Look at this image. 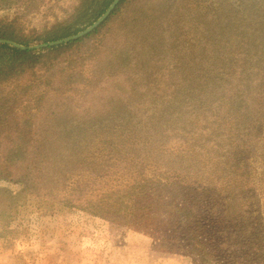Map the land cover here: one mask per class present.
Wrapping results in <instances>:
<instances>
[{
  "label": "trees",
  "instance_id": "trees-1",
  "mask_svg": "<svg viewBox=\"0 0 264 264\" xmlns=\"http://www.w3.org/2000/svg\"><path fill=\"white\" fill-rule=\"evenodd\" d=\"M36 1L0 0V12H31ZM155 1L132 3L117 21L128 4L120 0L94 32L44 50V137L0 135V182L20 187L0 190L1 217H10L25 197L43 195L110 223H132L147 209L140 207L150 192L177 188L195 204L204 187L207 211L239 235L237 244L218 249H245L230 255L234 264H264V236L255 227L260 207L249 206L264 189V0ZM113 2L83 0V12L94 8L86 29ZM19 20L0 19V91L43 58L6 43L30 47ZM103 28L105 39L89 45L88 55L78 50L64 57L59 65L65 67L45 77L54 67L51 54ZM89 66L100 92L92 104L80 111L57 105L72 98L76 85L90 83L83 76ZM0 108L6 119L11 109ZM167 209L184 224L193 215L173 203Z\"/></svg>",
  "mask_w": 264,
  "mask_h": 264
},
{
  "label": "rangeland",
  "instance_id": "rangeland-1",
  "mask_svg": "<svg viewBox=\"0 0 264 264\" xmlns=\"http://www.w3.org/2000/svg\"><path fill=\"white\" fill-rule=\"evenodd\" d=\"M140 1L142 0H128L117 21L125 18L126 8ZM145 1L157 4L155 0ZM82 2L83 0H37L34 11H2L0 19H20L22 38L29 43V48H34L53 43L60 36L86 29L93 21L90 14L94 8L91 5L84 13L81 10ZM212 2L220 3L221 0H209L208 5ZM79 10L81 13L77 15ZM104 33L106 28L69 51L51 54L48 61L54 67L45 77L54 78L58 70L65 67L59 65L64 57L74 56L78 50L82 55H88L89 45L105 39ZM45 49L28 51L43 58L37 60L26 76L15 79V85L9 84L0 91V107L11 109L8 117L1 119L7 112L0 108V135L3 138L44 137V108H41L44 99H41L40 93H44L42 64ZM92 63L93 60L90 64ZM83 71V76L90 83L76 85V92H73L75 95L70 93L71 99L65 102L57 100L56 104H73V108L79 111L92 104L93 94L100 92L95 83L91 82L90 66ZM27 89L30 92L25 94ZM176 153L177 150L174 154ZM254 174L255 171L250 170L246 173L252 177ZM196 187L198 189V184ZM3 189L16 192L20 187L0 182V190ZM200 191L201 197L195 204L190 201L192 197L186 199L177 188L150 192L147 205L141 203L140 207L147 209L132 223L121 224L65 208L55 204L52 199L43 198V195L40 198L25 197L16 212L12 211L10 217L6 216L4 219L1 217V200L5 196H1L0 234L3 232L4 237L0 238V264H234L230 255L246 250L231 248L228 251L218 247L221 243H227L229 248L237 244L238 232L231 223L220 221L218 216L207 211L206 189L201 187ZM255 195L256 202L249 206L253 208L252 204H256L260 207L261 218L255 227L264 236V189ZM171 203L193 211L187 224L179 222L168 211L167 205ZM193 238H197L203 246H197ZM202 250H205V255H202Z\"/></svg>",
  "mask_w": 264,
  "mask_h": 264
},
{
  "label": "water",
  "instance_id": "water-1",
  "mask_svg": "<svg viewBox=\"0 0 264 264\" xmlns=\"http://www.w3.org/2000/svg\"><path fill=\"white\" fill-rule=\"evenodd\" d=\"M119 2H120V0H114V2L111 4V6L106 10V12L103 14V16L98 21H96L93 25H91L89 28H87L86 30H84L80 34H77V35H75L73 37H70V38H67V39H64V40H61V41L45 44V45H42V46L34 47V48L20 47V46H17L16 44L11 43V42H6V43L16 47L17 49H19L21 51H33V50H42V49H45V48H52V47H55V46L65 45V44L74 42L76 40H79V39L89 35L95 29H97L102 23H104L109 18V16L113 12V10L117 7ZM0 43H4V42L0 41Z\"/></svg>",
  "mask_w": 264,
  "mask_h": 264
}]
</instances>
